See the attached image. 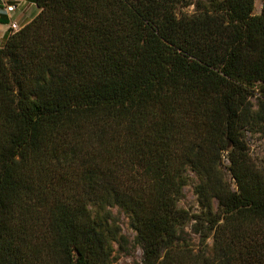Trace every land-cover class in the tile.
Masks as SVG:
<instances>
[{
  "label": "trees",
  "instance_id": "trees-1",
  "mask_svg": "<svg viewBox=\"0 0 264 264\" xmlns=\"http://www.w3.org/2000/svg\"><path fill=\"white\" fill-rule=\"evenodd\" d=\"M34 2L0 46V264H114L113 209L142 264H264V1Z\"/></svg>",
  "mask_w": 264,
  "mask_h": 264
},
{
  "label": "rangeland",
  "instance_id": "rangeland-1",
  "mask_svg": "<svg viewBox=\"0 0 264 264\" xmlns=\"http://www.w3.org/2000/svg\"><path fill=\"white\" fill-rule=\"evenodd\" d=\"M263 1L264 0H256L255 14H260ZM12 2L16 3L19 16H22L20 19L21 21H18V24H20L19 26H22L25 22L33 20L38 14L39 10L34 0H17ZM0 46H2V41H0ZM263 121L264 101L258 96H254L243 113V134L249 145L252 157L264 168ZM190 175L192 178L191 184L184 189V199L181 201L180 206L193 209V211H198L197 196L194 193V186L197 184L198 179L195 174L191 173ZM227 179L232 182L231 176L228 172ZM232 188H235L234 183H232ZM112 212L114 220L120 226L122 233L129 240V248L126 254L118 252L114 253L112 258L114 264H142V250L135 243L136 234L130 226L129 218L118 209H113ZM211 243L212 242L210 241V244ZM115 249L118 251L117 245H115Z\"/></svg>",
  "mask_w": 264,
  "mask_h": 264
},
{
  "label": "crops",
  "instance_id": "crops-1",
  "mask_svg": "<svg viewBox=\"0 0 264 264\" xmlns=\"http://www.w3.org/2000/svg\"><path fill=\"white\" fill-rule=\"evenodd\" d=\"M13 1V0H9ZM18 7L15 12L13 13H7L5 8H3V4L0 2V41H2V45H4L7 37L14 31H18L21 28H23L26 24H28L30 21L25 22L22 26H19L18 21L20 22L21 17L19 16ZM14 24L17 25V28L14 30L13 26Z\"/></svg>",
  "mask_w": 264,
  "mask_h": 264
},
{
  "label": "built area",
  "instance_id": "built-area-1",
  "mask_svg": "<svg viewBox=\"0 0 264 264\" xmlns=\"http://www.w3.org/2000/svg\"><path fill=\"white\" fill-rule=\"evenodd\" d=\"M17 1V0H13ZM0 2L3 4V8L7 11V13H13L17 9L16 3H13L12 1L9 0H0ZM17 28V25L14 24L13 29L15 30Z\"/></svg>",
  "mask_w": 264,
  "mask_h": 264
},
{
  "label": "water",
  "instance_id": "water-1",
  "mask_svg": "<svg viewBox=\"0 0 264 264\" xmlns=\"http://www.w3.org/2000/svg\"><path fill=\"white\" fill-rule=\"evenodd\" d=\"M231 150H232V147L229 148V149H226V151H225V155H227Z\"/></svg>",
  "mask_w": 264,
  "mask_h": 264
}]
</instances>
